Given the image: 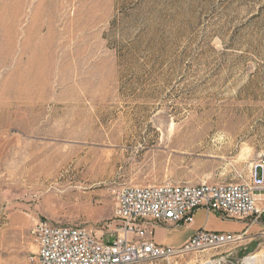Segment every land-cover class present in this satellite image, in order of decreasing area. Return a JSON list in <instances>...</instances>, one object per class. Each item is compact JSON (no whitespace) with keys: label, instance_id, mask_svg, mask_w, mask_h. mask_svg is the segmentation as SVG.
I'll return each mask as SVG.
<instances>
[{"label":"rangeland","instance_id":"374dc122","mask_svg":"<svg viewBox=\"0 0 264 264\" xmlns=\"http://www.w3.org/2000/svg\"><path fill=\"white\" fill-rule=\"evenodd\" d=\"M263 157L264 0H0V264H37L39 220L109 240L120 188L248 182ZM254 225L139 264H264ZM162 227L178 248L190 226Z\"/></svg>","mask_w":264,"mask_h":264},{"label":"built area","instance_id":"2783aa9c","mask_svg":"<svg viewBox=\"0 0 264 264\" xmlns=\"http://www.w3.org/2000/svg\"><path fill=\"white\" fill-rule=\"evenodd\" d=\"M259 171H262L259 174ZM264 157L248 182L232 184H160L125 186L116 192L115 234L106 240L89 227L52 225L39 220L31 230L37 264H139L171 260L188 252L221 249L248 235L202 229L181 248L162 246L151 238L156 226H191L199 209L227 220L254 223L264 215Z\"/></svg>","mask_w":264,"mask_h":264},{"label":"crops","instance_id":"0c3cea01","mask_svg":"<svg viewBox=\"0 0 264 264\" xmlns=\"http://www.w3.org/2000/svg\"><path fill=\"white\" fill-rule=\"evenodd\" d=\"M261 207L264 208V202H261ZM209 215L210 213H208L206 210L204 209H199L195 215V222L193 225H191L190 227H188V230H189V234L185 237L184 241L182 242V244L180 246H178V248H181L183 247L186 243H188V241L194 236L197 234L198 231L202 230V229H205L207 231H210L209 228H208V223H209ZM206 217V220H204ZM253 218H249L247 220H252ZM246 221V220H245ZM255 220L253 219L252 222H250L249 226L250 227V230H252L256 223H254ZM170 227H173L171 225H169ZM247 227V228H248ZM163 228L162 225L160 226H156L153 230H152V234H151V238L155 241V243H157L158 245H162V246H173V243H172V240L170 239H166V238H162V239H157L155 238V231L158 229H161ZM173 228H177V227H173ZM246 228V229H247ZM249 230V231H250ZM210 232H215V231H210ZM220 233V232H219ZM242 233V232H241Z\"/></svg>","mask_w":264,"mask_h":264}]
</instances>
